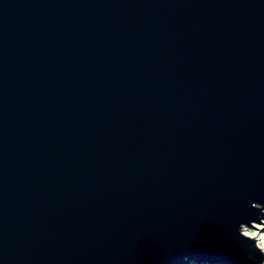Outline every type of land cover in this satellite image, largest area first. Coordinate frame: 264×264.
<instances>
[{
    "label": "water",
    "instance_id": "water-1",
    "mask_svg": "<svg viewBox=\"0 0 264 264\" xmlns=\"http://www.w3.org/2000/svg\"><path fill=\"white\" fill-rule=\"evenodd\" d=\"M264 0H0V264H261Z\"/></svg>",
    "mask_w": 264,
    "mask_h": 264
},
{
    "label": "rangeland",
    "instance_id": "rangeland-1",
    "mask_svg": "<svg viewBox=\"0 0 264 264\" xmlns=\"http://www.w3.org/2000/svg\"><path fill=\"white\" fill-rule=\"evenodd\" d=\"M257 208L260 209V214L257 216V219L251 221L249 224H244V225L251 226V224H255L257 226H262V228L259 230L260 234H259L258 238H259V242H260V240L263 241V244H262V242H260V243L262 245H264V208H262L261 206H259ZM252 228H253V226H252ZM261 259H263L262 263H264V253L261 255ZM198 263L199 262L196 260H191V261H187L186 264H198ZM214 263L215 264H224V263H216V262H214ZM199 264H201V263H199Z\"/></svg>",
    "mask_w": 264,
    "mask_h": 264
},
{
    "label": "bare ground",
    "instance_id": "bare-ground-1",
    "mask_svg": "<svg viewBox=\"0 0 264 264\" xmlns=\"http://www.w3.org/2000/svg\"><path fill=\"white\" fill-rule=\"evenodd\" d=\"M252 226H253V228H252ZM262 228V226H257V225H255V224H251V226H248V225H242L241 227H240V229L242 230V231H244L245 233H247L248 235H250L252 238H254L255 240H257L258 242H259V238H258V236H259V234H260V229ZM260 242H262V244H263V241H261L260 240ZM199 262V261H198ZM199 263H201V264H215V263H209V262H199ZM198 263V264H199ZM261 264H264V263H261Z\"/></svg>",
    "mask_w": 264,
    "mask_h": 264
}]
</instances>
